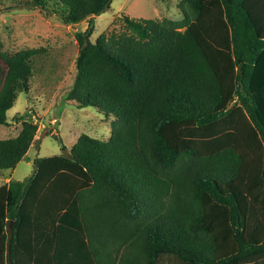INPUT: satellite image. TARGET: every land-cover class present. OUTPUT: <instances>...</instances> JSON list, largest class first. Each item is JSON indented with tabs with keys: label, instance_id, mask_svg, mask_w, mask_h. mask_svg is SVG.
Segmentation results:
<instances>
[{
	"label": "trees",
	"instance_id": "trees-1",
	"mask_svg": "<svg viewBox=\"0 0 264 264\" xmlns=\"http://www.w3.org/2000/svg\"><path fill=\"white\" fill-rule=\"evenodd\" d=\"M114 1L24 2L90 19L67 101L114 121L0 187V264H264V0H183L180 21L123 16L92 42ZM43 52L0 50V126ZM25 117L0 173L36 142Z\"/></svg>",
	"mask_w": 264,
	"mask_h": 264
},
{
	"label": "rangeland",
	"instance_id": "rangeland-1",
	"mask_svg": "<svg viewBox=\"0 0 264 264\" xmlns=\"http://www.w3.org/2000/svg\"><path fill=\"white\" fill-rule=\"evenodd\" d=\"M183 0H115L110 10L93 17L95 27L91 41L112 31H122L123 16L135 20L180 21L178 5ZM25 0H0V50L17 53L27 49L44 52L33 61L35 77L29 95L20 94L7 113L8 126H0V139L15 138L21 131L18 116H26L38 126L36 142L14 171L0 173V187L11 180L23 182L31 177L34 162L70 151L85 134L108 141L113 118L93 108L80 109L67 101L77 77L76 60L80 46L77 33H84L90 24L65 25L55 15L40 9L27 8ZM18 115V116H17Z\"/></svg>",
	"mask_w": 264,
	"mask_h": 264
},
{
	"label": "water",
	"instance_id": "water-1",
	"mask_svg": "<svg viewBox=\"0 0 264 264\" xmlns=\"http://www.w3.org/2000/svg\"><path fill=\"white\" fill-rule=\"evenodd\" d=\"M63 154L66 155V156H69V157L71 156V154L69 153V151L67 149L63 150ZM11 225H12V223L9 222V232H10V234L12 236L13 230H12V226ZM9 255H10V251H9Z\"/></svg>",
	"mask_w": 264,
	"mask_h": 264
}]
</instances>
